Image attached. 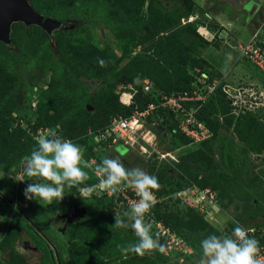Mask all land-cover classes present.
Instances as JSON below:
<instances>
[{"label":"trees","instance_id":"1","mask_svg":"<svg viewBox=\"0 0 264 264\" xmlns=\"http://www.w3.org/2000/svg\"><path fill=\"white\" fill-rule=\"evenodd\" d=\"M28 1L32 5L31 0ZM75 1H40L32 7L43 16H49L48 12L56 10L55 7H69ZM106 1L110 6L109 17L125 25L127 39L131 44L140 46V51L132 55L130 61L124 64L122 63L123 57L113 58L102 49L93 46L90 48H77L76 45L68 44V50L72 51L76 65L70 67L67 65V58L64 61L62 60L64 65H67V68L62 69L63 76L74 79L76 74L77 79H79V76L84 77V73L87 71L93 80L108 75L110 76L108 78L110 83L120 80L121 77H124L123 81L129 83H132L134 77H138L141 79V83L124 90L121 100L120 94L109 89L107 95L101 100L91 95L84 102H81L82 99H79L78 95L80 104H73L67 102V100H70L69 96L67 100L56 98L57 85L64 78L61 74L55 77V91L42 93L31 110L29 105L25 103L21 90L15 87L13 74L4 64L0 63V173H4L0 177V181L9 176V171L16 172L19 170L21 159L34 147L38 136L37 130L41 127L54 128L62 137L79 145H85L88 150L85 155L86 160L93 157L96 165L100 158L98 156L99 151L92 150V146H99V149L105 150L106 153L109 150H115L118 145L124 147V145L118 143L113 147L107 146L95 138L97 136L93 131L104 129L113 116L126 117L133 110H143L149 103H157L160 94L188 91L194 81V74L191 72L194 67L206 71L210 76H219L217 73L207 71L208 62L197 55L196 49L191 45L192 43L188 44L182 38L185 36L183 34L185 29H188V31L194 29L190 28L189 23H179V19L182 17L185 19L197 13V11H202V8L194 0H173L168 6L167 12L163 11L158 3L155 5L158 0ZM142 9L144 13H142ZM204 13L207 14L208 11ZM60 21L62 25L58 29H62L67 24L64 20ZM21 25L26 26L23 23ZM30 26L39 29L44 37L53 39L55 30L48 34L39 26ZM198 41L203 45L209 44L202 37H198ZM5 45L13 46L11 41ZM101 59L104 61L103 65L98 63ZM79 68L81 69L80 73L77 72ZM115 69H117V73L109 75ZM143 78H148L159 94L143 91ZM75 80L76 78L70 83L72 87H75ZM224 84L221 81L195 113L196 117L208 128L211 135L199 141L193 149L188 147L190 146V140L176 130L177 121L173 114L166 109L158 108L157 110V113L162 117L161 120H157V123L167 133H171V136L166 138L177 139L180 141V145L187 144L188 146L183 149L177 161H175L177 157L172 158L169 164L166 163L165 167L155 166L154 164L149 165L147 172L154 174L160 185L158 189L154 190L155 195L161 199L160 202L152 206L150 211L156 219H160L188 244V231H191V233L201 232L205 229L210 231L212 227L198 214L194 206L189 205L185 200L183 203L181 192L186 187L194 185L200 190L209 189V191H214L215 198L217 201L220 200L218 192L208 186L211 178L215 180L218 175L216 163H214L211 155V141L216 136L218 127H231L232 131L246 143L248 151L260 152L264 150V120L258 118L249 110L245 111V109L235 113L232 99L223 90ZM12 88H15V92L13 91L11 94ZM130 93H132L131 98L129 97ZM157 113L152 112L146 117V120L148 122L152 121V116L157 118ZM154 130L158 133L155 128ZM92 138L96 140L93 143L87 140ZM124 148L127 150V147ZM107 156L111 157L110 155ZM122 163L127 168L136 167L129 165L130 162L127 160H123ZM95 165L88 166L92 178L84 181L80 187L98 182L99 179L93 175ZM26 178L28 181L35 179L27 176ZM211 183L213 185L214 181ZM128 193L131 194L129 190ZM119 196V192L111 195H107L105 192L98 195L92 193L84 203L82 200L85 199H82L79 192L73 188L68 189L66 196L55 205L54 209L57 212H59L58 210L66 212L76 206L83 208L78 220L70 221L72 232L70 236L67 235V239L70 238L68 253L72 264H106L107 261L118 258H123L118 264H145L147 260H149L146 262L147 264H161L162 260L170 259L162 254L161 248H157V245L144 255L125 254L120 251V248L133 242L136 237H134L130 228L114 225L115 219L123 218L122 212L130 208L124 203L121 205ZM180 203L181 205H179ZM250 203L253 204L251 200ZM239 216L237 215L238 218ZM24 226L26 225H21L20 231H23ZM70 226L68 225L65 228V232ZM28 230L31 239H37L38 241V234L35 231L30 232L29 228ZM228 230H231V228ZM9 235L11 236L10 239L15 240L19 234L16 237L14 233L13 235L8 233L5 238L9 239ZM153 236L157 244L162 241V238ZM252 236L257 239L259 246L264 247V232L254 233ZM96 238L100 239L99 245H96V247L100 246V250L97 252L94 246ZM102 243H106V245L103 246ZM40 246L41 244L38 248ZM99 252L102 254L101 257H96V253ZM146 254L153 255L146 256ZM186 256L184 260L189 258Z\"/></svg>","mask_w":264,"mask_h":264},{"label":"rangeland","instance_id":"2","mask_svg":"<svg viewBox=\"0 0 264 264\" xmlns=\"http://www.w3.org/2000/svg\"><path fill=\"white\" fill-rule=\"evenodd\" d=\"M40 1L48 0H31V3L36 6ZM194 1L202 4V11H197L185 19L183 17L179 19V23H189L190 28L194 29L191 31L185 29L183 33L185 36L182 38L188 44L192 43L191 45L200 57L204 58L206 53L210 61L208 70L214 74L217 73L220 82L223 81L226 84L227 96L232 99V104L235 106L233 111L237 113L240 110H249L264 120V75L245 58L238 56L236 42L237 38L246 42L256 30L259 31L258 35L264 39V0ZM172 2L173 0H158L155 5L158 3L163 11L167 12ZM248 2H256V8L251 13L247 6ZM109 8L106 0H76L69 7H55L56 10L48 12L49 16L64 20L67 24L62 29H56L53 32V39L44 37L42 32L33 26L23 27L19 22L12 24L10 37L13 46L0 43V63L4 64L13 74L15 87L21 90L24 101L31 110L42 93L55 91V77L61 74L63 76L62 69L67 68V65L75 67L74 56L72 51L68 50V44L76 45L77 48L93 46L102 49L113 58L123 57L122 63L124 64L130 61L132 55L140 51V46L131 44L127 39L125 25L109 17ZM143 9L142 13H144ZM205 11H208L211 16L208 15L209 13L205 14ZM216 15L218 22L214 19ZM221 16L231 21L223 22L220 20ZM197 36L202 37L209 44H201ZM209 49L214 52H206ZM66 58L68 64L64 65L63 61ZM80 71L79 68L77 72L80 73ZM115 73L117 69L111 71L109 75ZM84 74V77L79 76V79L75 74V87L70 85L74 79L63 76L64 78L57 85L56 98L67 100L69 96L70 100L67 102L80 104L78 95L79 99H82L81 102L91 95L101 100L107 95L109 89L120 94L141 83L138 77H134L136 81L133 79L132 83L121 80L110 83L108 75L93 80L90 73L86 71ZM11 90V94L15 92V88ZM45 133L47 132L40 134ZM157 136L156 151L166 152L165 159H159L160 157H155V155L143 157L135 150H126L120 145L107 153L105 150H100L99 146H92V150L99 151V157L110 155L121 162L127 160L130 162L129 165L140 167L147 172L149 165L152 164L165 167L166 163L169 164L172 158H178L183 149L188 146L187 144L180 145L177 139H168L163 135ZM154 137L149 140L151 141ZM87 140L92 143L96 141L93 138ZM189 145L188 147L193 149L196 144L190 140ZM81 146L83 147V160L87 165L85 167L82 164L81 167L88 172V179H91L89 161L85 157L88 150L85 145ZM246 146V143L232 131L231 127H218L217 134L211 141V155L216 163L218 175L215 180L211 178L208 186L218 192L220 200L213 207L214 203L210 195L198 189H191L187 197H184L187 202L191 200L195 203V210L212 229L187 232L191 252L183 264H197L200 254L199 241L209 233L219 235L218 227L223 226L227 230L232 228L234 225L231 222L232 219L239 222L240 226L252 227L255 233L264 232V150L251 152L246 149ZM173 147L175 148L171 149ZM8 174L13 177L8 178L7 176L0 181V192H2L0 194V264H72L68 253L70 238L67 239V235L70 236L72 232V226L69 225V229L62 234L52 226L53 217L61 214L62 211H55V203L41 206L35 201L25 199L23 190L29 181L21 172L20 167L18 171H9ZM67 193L68 189L65 190V196ZM209 193L215 196L214 191H209ZM181 194L183 195L182 192ZM82 199H85L82 202L86 203V198L82 196ZM200 207H203L202 210L199 209ZM237 215H240L239 218ZM226 219L228 223L225 225L223 221ZM21 225H26L23 231H20ZM28 228L30 232L35 231L39 236L38 241L33 239L36 249L35 245L33 249L21 245L20 238L25 240L30 237ZM8 233L12 235L14 233L16 237L19 235L15 240L10 239V235L9 239H6L5 236ZM43 239L48 240V243ZM99 241L98 238L94 240L95 247L99 245ZM38 242L42 250L38 248ZM101 245L104 246L106 243ZM95 250L96 252L100 250V246ZM101 255V252L96 253V257H101ZM148 255L153 254H146ZM122 259L109 260L106 264H118ZM161 264H176V262L173 259H167L162 260Z\"/></svg>","mask_w":264,"mask_h":264},{"label":"clouds","instance_id":"3","mask_svg":"<svg viewBox=\"0 0 264 264\" xmlns=\"http://www.w3.org/2000/svg\"><path fill=\"white\" fill-rule=\"evenodd\" d=\"M98 63L103 65L104 61L101 59ZM207 71L209 70L207 69ZM123 92L120 93V100ZM157 127L161 126H156L157 134L166 136L167 132L162 127V132H160ZM45 128L48 129L47 133L36 138L34 147L20 162L21 172L29 178H35L29 180L31 182L23 190L25 199L35 201L41 206H49L54 203L58 204L65 196L66 189L75 188L81 197L83 195L84 198H87L97 187L104 190L101 194L106 191L116 194L122 188H130L134 190L138 199L131 204L129 209L122 212L123 218L115 219L114 225L130 228L136 239L120 248V251L125 254L144 255L154 249L157 241L150 232L151 224L146 222L145 215L157 203L154 199V190L160 187L157 177L140 167L127 168L119 159L104 155L99 158L94 169L97 174L94 175L99 179L98 182L80 187L89 178L88 172L81 167L82 164L87 167L83 160V147L62 137L54 128ZM117 143L127 147V150L133 149L119 141L110 146L113 147ZM90 159L88 160L89 166L95 165L90 162ZM3 175L4 173H0V177ZM11 176L13 177V175ZM119 197L121 199V196ZM181 198L184 201L182 196ZM231 222L235 225L231 230H227L223 226L218 227L219 235L209 233L199 241L200 254L197 264H261L257 258L260 251L257 239L248 235L247 230L240 226L239 222L234 219ZM227 223V219L223 221V224ZM26 243L24 246L28 247ZM118 247L120 246L118 245ZM184 261L176 262V264H183Z\"/></svg>","mask_w":264,"mask_h":264},{"label":"built area","instance_id":"4","mask_svg":"<svg viewBox=\"0 0 264 264\" xmlns=\"http://www.w3.org/2000/svg\"><path fill=\"white\" fill-rule=\"evenodd\" d=\"M258 30L253 33L246 42L237 44V53L239 57L245 58L253 66L257 67L264 74V39L258 35ZM194 74V81L190 85L188 91L172 92L170 94H160L159 100L156 102L149 103L143 110H133V112L126 117L115 115L113 116L104 129H98L95 131L97 139L110 146L117 141L128 145L135 149V151L143 157H160L165 159L166 152H157L155 142L158 141V134L154 131L156 126L159 124L157 120H161L162 117L157 113L158 108L166 109L173 114L176 119V130L186 136L193 143L197 144L199 141L208 138L211 133L208 128L196 117V112L199 107L205 102L210 94L213 93L215 88L219 85L220 79L217 76H210L206 71L200 70L198 67L192 69ZM142 90L145 92H156L158 91L153 87L151 81L147 78L142 80ZM225 92V86L223 85ZM131 96V95H130ZM152 112H156V117L152 116L150 122L146 120V117ZM46 128H39L37 130L38 136L41 132H47ZM166 133V132H165ZM151 141L149 140L151 137ZM171 136V133H166V137ZM177 160V159H176ZM175 160V161H176ZM90 162L95 163L94 159H90ZM96 166V165H95ZM93 173L97 175L94 171ZM191 189H198L196 186H188L182 193V197H187V193ZM128 190L131 194L128 193ZM200 190V189H198ZM104 190L97 189L93 194H101ZM204 194H209L213 199V207L217 205L218 201L209 193V189L200 190ZM107 195L111 193L107 192ZM120 203H124L127 207H130L138 197L134 190L128 188H122L120 191ZM82 195V193H80ZM83 196V195H82ZM86 198V197H85ZM155 202H159L161 199L154 197ZM187 199V198H186ZM186 201V200H185ZM187 202V201H186ZM189 205L194 206V202L190 200L187 202ZM196 208V206H194ZM203 207L199 209L202 210ZM146 222L151 224V234L162 238L157 244L158 248H161L164 256L173 259L177 263H181L184 260L185 255H189L191 252L189 244L179 236L175 231L166 226L161 220L156 219L152 212L146 213ZM243 227V226H242ZM245 228V227H243ZM247 234L252 236L255 231L251 228H245ZM260 251L257 254V258L261 264H264V247L259 246Z\"/></svg>","mask_w":264,"mask_h":264},{"label":"water","instance_id":"5","mask_svg":"<svg viewBox=\"0 0 264 264\" xmlns=\"http://www.w3.org/2000/svg\"><path fill=\"white\" fill-rule=\"evenodd\" d=\"M248 8L249 13H251L256 8V2H250ZM15 22L39 26L48 34L62 25L60 20L50 16H43L36 11L28 0H0V42L10 43L11 26ZM120 80L123 81L124 77H121ZM134 80L136 81V79ZM157 130L162 132L161 127H157ZM73 216L74 214H71L66 220L68 222L72 221ZM30 247L34 248V244H31Z\"/></svg>","mask_w":264,"mask_h":264},{"label":"flooded vegetation","instance_id":"6","mask_svg":"<svg viewBox=\"0 0 264 264\" xmlns=\"http://www.w3.org/2000/svg\"><path fill=\"white\" fill-rule=\"evenodd\" d=\"M250 4V2L247 3V6ZM9 177H12L11 175ZM83 211V208H78L77 206L74 207L73 209L66 211V212H61V214H56L53 217V222H52V226L56 231H59L61 234L65 232V228L71 224V222H68L66 219L67 217H70L71 214L74 213L73 216V220H78V218L80 217L81 213ZM83 217V216H82ZM62 221V222H61ZM20 237V236H19ZM21 241V245H24L26 242V245H29L30 247L31 243L35 245V243L33 242V239H31V237H27L25 240H22L20 238ZM28 241H30L31 243H29ZM46 243H48V240H45ZM33 249V248H32ZM35 249H36V245H35Z\"/></svg>","mask_w":264,"mask_h":264},{"label":"crops","instance_id":"7","mask_svg":"<svg viewBox=\"0 0 264 264\" xmlns=\"http://www.w3.org/2000/svg\"><path fill=\"white\" fill-rule=\"evenodd\" d=\"M198 6H200L201 8H202V4L201 3H196ZM209 13V12H208ZM207 13V14H208ZM209 16H211V14L209 13L208 14ZM218 18V16L216 15V16H214V19L218 22L219 20L217 19ZM220 20L221 21H223V22H228V21H231L230 19H228V18H224V17H220ZM222 23V22H221ZM243 40H241L240 38H237V44L239 43V42H242ZM236 46V45H235ZM208 51H213V50H211V49H209V50H207L206 52H208ZM214 52V51H213ZM204 58H205V60H207V62H210V61H208V59H207V57H206V53L204 54V56H203ZM124 96H126V95H124Z\"/></svg>","mask_w":264,"mask_h":264}]
</instances>
